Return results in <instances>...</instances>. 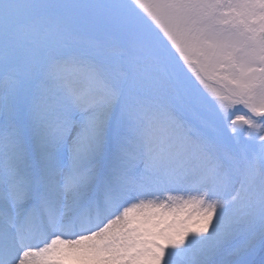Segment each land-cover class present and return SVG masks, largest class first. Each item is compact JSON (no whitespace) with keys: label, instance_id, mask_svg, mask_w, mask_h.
Wrapping results in <instances>:
<instances>
[{"label":"snow or ice","instance_id":"1","mask_svg":"<svg viewBox=\"0 0 264 264\" xmlns=\"http://www.w3.org/2000/svg\"><path fill=\"white\" fill-rule=\"evenodd\" d=\"M0 264H264V0H0Z\"/></svg>","mask_w":264,"mask_h":264}]
</instances>
